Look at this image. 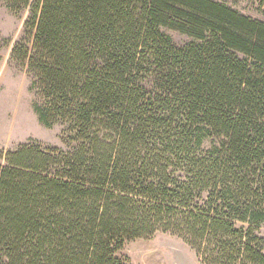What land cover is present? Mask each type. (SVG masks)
Segmentation results:
<instances>
[{
    "label": "trees",
    "instance_id": "16d2710c",
    "mask_svg": "<svg viewBox=\"0 0 264 264\" xmlns=\"http://www.w3.org/2000/svg\"><path fill=\"white\" fill-rule=\"evenodd\" d=\"M0 2L29 8L12 57L65 146L0 150V264H129L126 243L180 225L203 264H264V20L211 0Z\"/></svg>",
    "mask_w": 264,
    "mask_h": 264
},
{
    "label": "rangeland",
    "instance_id": "374dc122",
    "mask_svg": "<svg viewBox=\"0 0 264 264\" xmlns=\"http://www.w3.org/2000/svg\"><path fill=\"white\" fill-rule=\"evenodd\" d=\"M211 1L230 7L245 17L264 20V11L259 9L256 0ZM29 14V8L14 13L0 2V150L12 151L28 143L64 150L63 127L56 124L45 128L39 123L33 110L36 98L30 91L31 79L25 63L12 57L13 48L25 37L24 25ZM166 35L178 48L192 42L191 38L174 31L166 30ZM211 142L212 139L204 140L197 154L207 156L213 146ZM169 171H176V175L183 177L185 170L173 166ZM203 196L195 200L199 206ZM180 228L174 233L158 230L148 239L126 243L117 256L127 259L129 264H203L196 249L185 242L187 239L194 244V239L187 235L186 228L181 225ZM258 235L264 239V223L258 228Z\"/></svg>",
    "mask_w": 264,
    "mask_h": 264
}]
</instances>
